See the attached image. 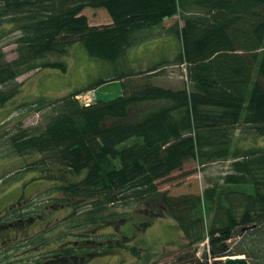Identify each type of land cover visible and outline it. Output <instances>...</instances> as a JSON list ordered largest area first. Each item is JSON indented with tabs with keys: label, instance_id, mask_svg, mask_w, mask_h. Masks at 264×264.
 Segmentation results:
<instances>
[{
	"label": "trees",
	"instance_id": "1",
	"mask_svg": "<svg viewBox=\"0 0 264 264\" xmlns=\"http://www.w3.org/2000/svg\"><path fill=\"white\" fill-rule=\"evenodd\" d=\"M88 7L105 9L111 22L91 24ZM12 33L16 57L8 59L2 42ZM163 35L179 41L182 87L154 83L170 64L161 61L99 82L121 81L122 94L110 100L82 103L78 97L97 87L88 86L25 102L44 120L0 132L17 157L38 156L20 169L39 171L36 183L51 182L39 195H62L0 213V264H84L116 250L142 257L126 236L98 233L130 220L119 207L144 202L177 222L185 248L193 250L190 264H201L197 252L205 241V264L238 255L264 264V148L232 150L239 128L264 136V0H0V107L19 93L20 76L66 72L65 61L50 57L66 55L75 42L118 64L129 48ZM224 160L230 168L222 183L202 195L159 189L160 180L190 161L205 167ZM67 207L63 226L31 234L47 210ZM52 231L59 233L49 239Z\"/></svg>",
	"mask_w": 264,
	"mask_h": 264
},
{
	"label": "rangeland",
	"instance_id": "2",
	"mask_svg": "<svg viewBox=\"0 0 264 264\" xmlns=\"http://www.w3.org/2000/svg\"><path fill=\"white\" fill-rule=\"evenodd\" d=\"M84 13L93 25L111 22L105 9L88 7ZM15 36L16 34L12 33L6 36L2 42L8 59L16 57ZM179 48V41L175 35H171V37L163 35L158 39L146 38L129 48L126 57L118 64H114L90 56L81 42H75L66 55L57 54L50 57L52 60L65 61L68 66L66 72L60 69H42L29 72L18 78V82L21 83L19 93L6 105L0 107V132L11 130L19 122L24 126H29L40 124L44 120L41 112H32L28 106H23L25 102L39 98H59L88 86L97 87L94 92H85L78 97L82 103H85L89 98L91 101L94 98L110 100L122 94L121 81L113 80L98 85L99 82L111 79L123 71L146 70L149 66L161 61L168 60L170 64L162 68L165 73L154 78V83L174 89L182 87L187 78L184 66L175 64ZM235 133L232 143L233 151L238 148V150L253 147L264 148V136L246 134L241 128ZM4 139L0 138V213L9 211L12 206L19 202L26 205L30 202L38 203L42 200H50V197H62L59 192L52 195H39L40 192L50 186L51 182L36 183L35 179H38L36 177L39 175V171L20 169L38 156L17 157L8 150ZM134 141L135 138H132L125 144L129 145ZM229 168L230 161L226 160L217 161L205 167L200 166L196 161H190L182 170L175 171L167 179L160 180L158 186L161 191H167L170 195L186 193L202 195L208 186L221 184L222 177ZM76 178L78 179V177ZM23 189H25L24 193ZM157 206V203L148 204L144 202L133 204L129 208L119 207L120 212H129L130 220L117 227L118 230L109 228L98 233V236L112 235L114 239H121L126 236L129 245H136L142 250L140 253L142 257H137L129 251L116 250L100 257H94L84 264H190L189 259L193 257V250L185 248L186 239L177 222L165 211H159L160 208ZM57 211V209L47 210L46 220L39 224L36 223L31 229V234L40 229L46 230L55 222H62L63 218L70 212V208ZM56 233V231L48 232L47 237L49 239L50 235L55 237L59 232ZM65 240L68 241L69 239L64 238L62 242H66ZM206 247L205 241L200 244L197 252V257L201 258V264H205L202 253ZM49 249L52 248L47 246L43 249H35V251L44 253ZM147 255L149 256L147 257Z\"/></svg>",
	"mask_w": 264,
	"mask_h": 264
},
{
	"label": "water",
	"instance_id": "3",
	"mask_svg": "<svg viewBox=\"0 0 264 264\" xmlns=\"http://www.w3.org/2000/svg\"><path fill=\"white\" fill-rule=\"evenodd\" d=\"M224 264H252L244 255L227 256L222 258Z\"/></svg>",
	"mask_w": 264,
	"mask_h": 264
},
{
	"label": "crops",
	"instance_id": "4",
	"mask_svg": "<svg viewBox=\"0 0 264 264\" xmlns=\"http://www.w3.org/2000/svg\"><path fill=\"white\" fill-rule=\"evenodd\" d=\"M177 20H178V16L174 17V21H177ZM169 22H170V19H169V20H165V22H164V26H165V27H169V26H170V25H169V24H170Z\"/></svg>",
	"mask_w": 264,
	"mask_h": 264
},
{
	"label": "built area",
	"instance_id": "5",
	"mask_svg": "<svg viewBox=\"0 0 264 264\" xmlns=\"http://www.w3.org/2000/svg\"><path fill=\"white\" fill-rule=\"evenodd\" d=\"M91 102V99H87V101L85 102L86 105H88Z\"/></svg>",
	"mask_w": 264,
	"mask_h": 264
}]
</instances>
